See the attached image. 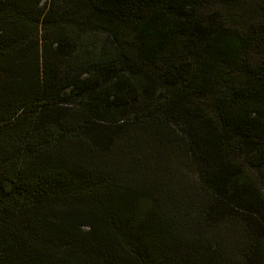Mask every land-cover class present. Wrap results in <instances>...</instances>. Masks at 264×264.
Listing matches in <instances>:
<instances>
[{
  "label": "trees",
  "instance_id": "16d2710c",
  "mask_svg": "<svg viewBox=\"0 0 264 264\" xmlns=\"http://www.w3.org/2000/svg\"><path fill=\"white\" fill-rule=\"evenodd\" d=\"M210 1L0 0V264H264V22Z\"/></svg>",
  "mask_w": 264,
  "mask_h": 264
},
{
  "label": "rangeland",
  "instance_id": "374dc122",
  "mask_svg": "<svg viewBox=\"0 0 264 264\" xmlns=\"http://www.w3.org/2000/svg\"><path fill=\"white\" fill-rule=\"evenodd\" d=\"M258 0H236L235 3L219 2V0H211L201 5L198 10L199 17L207 19L213 15L219 16L224 20L225 23L232 26H240L241 29L247 26L257 23L264 22V16L257 13ZM110 39L102 32H90L79 35L78 45L73 50L72 57L74 59H86L88 53L94 58L101 55L102 50L109 47ZM250 174V177L258 181V174L256 171H246ZM264 190L262 186H260Z\"/></svg>",
  "mask_w": 264,
  "mask_h": 264
}]
</instances>
